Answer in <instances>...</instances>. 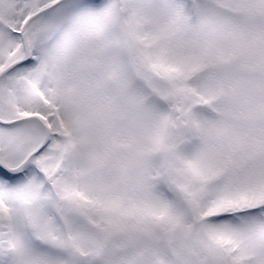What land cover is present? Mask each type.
<instances>
[{
  "label": "snow or ice",
  "instance_id": "1",
  "mask_svg": "<svg viewBox=\"0 0 264 264\" xmlns=\"http://www.w3.org/2000/svg\"><path fill=\"white\" fill-rule=\"evenodd\" d=\"M0 264H264V0H0Z\"/></svg>",
  "mask_w": 264,
  "mask_h": 264
}]
</instances>
